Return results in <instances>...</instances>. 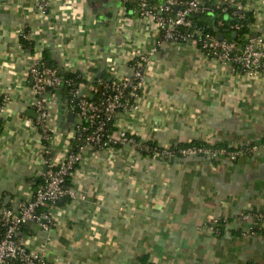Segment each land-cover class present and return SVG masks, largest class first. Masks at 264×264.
I'll use <instances>...</instances> for the list:
<instances>
[{
  "label": "crops",
  "instance_id": "crops-1",
  "mask_svg": "<svg viewBox=\"0 0 264 264\" xmlns=\"http://www.w3.org/2000/svg\"><path fill=\"white\" fill-rule=\"evenodd\" d=\"M43 1L0 0V95L12 99L0 115L2 205L28 200L46 166L35 115L24 108L30 93L21 89L27 53L38 46L51 64L68 62L63 69L82 74L83 90L130 74V58L151 53L138 107L121 112L116 128L158 146L255 148L233 161L88 148L71 178L77 197L48 208L55 217L48 230L26 223V246L52 263L131 264L147 254L152 264H264V226L249 215L264 212V78L205 56L192 42L160 40L136 0H48L45 8ZM233 1L254 13L252 36L264 44V0ZM21 29L33 36L31 48L22 47ZM65 99L57 88L50 103L58 158L69 127Z\"/></svg>",
  "mask_w": 264,
  "mask_h": 264
},
{
  "label": "built area",
  "instance_id": "built-area-1",
  "mask_svg": "<svg viewBox=\"0 0 264 264\" xmlns=\"http://www.w3.org/2000/svg\"><path fill=\"white\" fill-rule=\"evenodd\" d=\"M206 2V0H161L152 5L147 0H136L138 14L148 17L154 23L160 40L175 43L192 42L205 56L230 63L231 67L239 68L250 76L264 78V44L259 37L249 36L238 48L234 41L219 39L210 32L193 27L192 15L210 11V5ZM221 3L230 5L234 1L215 0L216 5ZM47 6L49 1L44 0L43 7ZM236 7L232 15L239 18L242 8L237 5ZM225 10L226 6L221 7V12ZM219 23L222 24V21ZM230 28L236 30L239 25L233 24ZM19 36L33 40V36L26 30H19ZM42 52L43 48L38 46L33 52L27 53V67L22 74L21 89L27 88L30 93L24 108L35 113L32 120L34 127L40 133L39 147L46 170L30 198L19 202L16 209L0 203V264H72L69 261L61 263L47 261L39 248L29 249L26 246L21 231L29 221L38 222L43 229L48 230L55 220L48 208L61 200L77 197L70 184L71 178L82 159L83 151L88 148L102 150L127 145L154 156L208 154L232 161L243 152L255 148L254 145L235 148L191 144L178 148L170 145L158 146L138 139L126 129L116 128L115 120L121 112L135 111L138 107L145 82L144 68L151 54L148 53L130 58L129 65L132 69L130 74L89 82L85 90H83L84 84L69 90L70 96L65 102L73 118L65 132V154L62 158H58L54 156L50 145L54 133L59 135L50 103L55 90L61 85L62 77L57 73L55 66H47L43 63ZM68 66L70 67L67 62L63 68ZM78 74L83 78L82 74ZM11 101L8 92L1 93L0 115L6 112ZM249 215L264 226V212Z\"/></svg>",
  "mask_w": 264,
  "mask_h": 264
},
{
  "label": "trees",
  "instance_id": "trees-1",
  "mask_svg": "<svg viewBox=\"0 0 264 264\" xmlns=\"http://www.w3.org/2000/svg\"><path fill=\"white\" fill-rule=\"evenodd\" d=\"M149 4L155 5L161 0H147ZM207 4L210 5V11L194 14L191 16V20L193 22V27H197V29H202L205 32H210L213 35L217 36L218 33H223V38L226 41H234L238 48H240L246 39L253 34L251 29V24L254 22V13L251 10H240L241 17L237 18L232 15V12L237 9L236 4L232 3L228 5L227 3H221L220 5L215 4V0H206ZM128 3L126 2V5ZM226 6V10L221 12V7ZM222 21V24L219 22ZM238 24L239 28L234 30L230 28L231 25ZM235 32V36H232V33ZM20 43L24 48L32 47V40L20 38ZM42 61L46 63L49 61L52 62L48 56L47 50L43 49L42 52ZM57 69V73L60 77H62V82L59 87V90L62 93L63 98H68L70 96L69 90L73 87H79L86 83L81 76H79L78 71H70L65 70L59 66H55ZM187 144L191 145H201L205 144L202 142L192 141L191 143L179 144L174 147H182ZM211 147H227V144L221 143L217 145H212ZM131 264H152L149 260V256L147 254L140 255L133 263Z\"/></svg>",
  "mask_w": 264,
  "mask_h": 264
},
{
  "label": "water",
  "instance_id": "water-1",
  "mask_svg": "<svg viewBox=\"0 0 264 264\" xmlns=\"http://www.w3.org/2000/svg\"><path fill=\"white\" fill-rule=\"evenodd\" d=\"M236 1H238V0H236ZM232 36H235V32L232 33ZM217 37H218L219 39H222V38H223V33H222V32L218 33V34H217ZM46 65H47V66H48V65L55 66V63L50 64V62L47 61V62H46ZM31 112L33 113V115H35L34 111L31 110ZM72 118H73V114H72V113H69L68 121H69V122L72 121ZM45 170H46V166L44 167V171H43V172H45Z\"/></svg>",
  "mask_w": 264,
  "mask_h": 264
}]
</instances>
